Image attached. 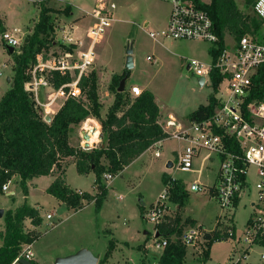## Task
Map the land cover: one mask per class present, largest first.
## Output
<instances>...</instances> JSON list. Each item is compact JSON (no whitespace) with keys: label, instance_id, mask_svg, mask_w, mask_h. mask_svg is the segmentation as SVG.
<instances>
[{"label":"rangeland","instance_id":"obj_1","mask_svg":"<svg viewBox=\"0 0 264 264\" xmlns=\"http://www.w3.org/2000/svg\"><path fill=\"white\" fill-rule=\"evenodd\" d=\"M77 6H83L89 10L85 11L86 17L81 20L79 33L84 34L81 44L68 42L60 33L61 28L65 29L69 25V13L67 14V2ZM99 0H49L47 6L53 9L52 19L55 26V46L50 47L49 51L42 52L41 57L47 56L50 61H55L66 51L64 47H69L76 57L86 50L87 43L90 42L89 29L95 24V20L90 16ZM106 3L114 4V22L106 31L101 42L96 47V60L88 74L95 72L98 79L99 99L104 101L105 112L115 102V93L111 90L113 75L111 72L122 73L129 72L127 88L132 85L140 87L142 90H148L154 94L157 102L165 114H172L179 121L188 124L189 115L200 106H206L209 98L216 92L213 89L211 78L202 84L197 76L189 70L188 66L192 60L200 61L204 64H212L210 48L211 43L204 41H175L161 35L168 26L169 13L171 5L163 0H103ZM206 5H211L212 0H203ZM240 12L250 18L255 17L251 4L248 0H234ZM0 14L6 25V31L21 30L20 37L23 40L20 49L16 53H21L25 40L33 34V28L39 20L41 3L32 0H6L0 1ZM70 12V11H69ZM78 15L77 12H75ZM93 22V24H91ZM145 23L149 26L144 28ZM150 33H159L157 38H152ZM79 39L78 37H72ZM235 37L228 32L225 33V42L229 47L235 44ZM72 45V46H71ZM132 49L134 67L126 68L127 51ZM8 65V70L4 68ZM15 59L6 49L4 42L0 39V96H4L7 90L13 86L15 72ZM10 75V86L7 82V76ZM38 75L44 83L49 85L38 86V99L42 102L50 100L56 96L55 90L50 84H54L55 72L51 68H42L38 70ZM75 80V74H72ZM68 90L75 91L78 98L86 100V96L76 90L73 85ZM26 90L36 94L30 86L26 84ZM133 97L130 90H125ZM3 94V95H2ZM58 95V94H57ZM1 98V97H0ZM69 98L68 92L59 95L56 99L66 102ZM112 99L109 102V99ZM100 101V103H101ZM61 103V102H60ZM109 104V105H108ZM40 108V106H39ZM41 107L38 111L45 116L51 113L52 118L57 114L56 111H45ZM50 116V117H51ZM46 117V116H45ZM166 118V117H163ZM94 119V118H93ZM161 121V123L165 122ZM100 124L98 140L90 145L88 150H84L85 140L81 135L80 124L73 125L69 134L70 146L74 149L91 151L103 145L102 125ZM87 127V126H85ZM92 128V127H91ZM91 130V129H90ZM85 131H89L85 130ZM101 136V137H100ZM161 146L162 157L156 158L155 149H149L144 157L126 168L112 182L104 178V183L108 187V195L102 208L97 210L95 205H90L85 209L73 211L59 202L55 197L43 191L40 187L33 191L32 195L25 199V195L20 187V181L13 180L9 193L1 195L5 203H0V211L3 210V216L0 215V247L3 246L2 239L6 236V218L11 213L14 215L18 207L28 205L39 208L41 224L35 226L30 219L22 224L24 234H38L39 239L32 245L34 253L33 261L38 264H55L58 258L73 255L84 248L89 250L97 257L101 254L99 264L105 261V254L108 251L110 240L121 247L112 259V264H142V251L138 248L146 247L149 250L154 263V255L163 253L164 249H157L155 237L153 236L154 226L147 221L146 214L162 193L167 190L165 178L178 181L186 190L188 189L187 207L191 214L200 224H204L210 234L217 233L219 228H225L230 221L229 215L234 214V224L236 226L238 238H243L247 221L253 215L251 204L256 199V178L255 169H251L249 180L250 188L242 197L238 206L232 210H224L219 206L215 198H210L204 193L191 192L192 184H201L213 186L216 183L217 173L220 167L218 158L212 156L208 151H203L195 160L191 171H182L176 167L167 168L168 162L176 163V152L184 150L188 145L184 141L174 138L165 139L159 145ZM211 157H213L211 159ZM76 161V159H73ZM71 160V161H73ZM70 161V162H71ZM103 164L107 161L103 159ZM176 166V165H175ZM108 174V173H106ZM70 179L73 182L77 175L76 168L70 171ZM85 188L89 184L85 183ZM16 191V195L11 194ZM14 195V196H13ZM123 197V201L119 197ZM171 191L167 203L172 210L169 215L175 216L176 208L170 204ZM145 204V207H143ZM144 213V214H143ZM221 214V215H220ZM51 215V219H48ZM221 216L218 219V216ZM222 218V219H221ZM174 220V218H172ZM169 221V220H168ZM220 221V223H219ZM171 222V221H169ZM183 227V226H182ZM179 224L178 229H182ZM212 230H214L212 232ZM150 231L149 235L145 232ZM205 231V230H203ZM206 232V231H205ZM206 232V233H208ZM2 235V236H1ZM177 234H173L172 241L176 240ZM129 244V247L126 246ZM206 241L198 240L195 244L199 247L188 248L190 256L184 264H264L261 255L264 253V247L253 245L249 249L246 259L237 261L242 257L247 246L241 240L235 243L232 240L216 242L213 244L212 259L203 261V251ZM28 244L21 246L19 257L22 255ZM202 250V252L200 250ZM194 255L200 254L201 260H193ZM158 257V256H157ZM200 257H198L200 259ZM104 258V259H103ZM17 261V260H16Z\"/></svg>","mask_w":264,"mask_h":264},{"label":"trees","instance_id":"obj_2","mask_svg":"<svg viewBox=\"0 0 264 264\" xmlns=\"http://www.w3.org/2000/svg\"><path fill=\"white\" fill-rule=\"evenodd\" d=\"M48 1L44 0L41 3L39 21L34 26L33 34L25 40L21 53L18 54L15 50L11 54L7 50L14 56L16 75L13 86L0 100V195L4 194L3 186L14 177L20 178V187L24 195L28 196V181L44 176H56V180L47 189L48 194L70 210H82L92 202H95L97 210H100L108 195L103 175L106 173L118 175L151 146L166 139L167 135L160 125V108L153 93L144 91L140 97L132 100L125 91H118L121 81L129 78L127 71L122 75L113 76L111 90L116 98L105 118L101 114L102 104L98 94L97 75L93 72L83 75L79 82V88L86 96V100L68 98L52 121L50 123L45 121L44 115L35 107L33 93L26 90V84L32 81L31 69L38 63V55L43 51L48 52L50 47L55 46L53 9L47 6ZM248 3L251 4V1L248 0ZM200 5L212 16L220 38L217 48L211 47L209 51L213 64L225 49V33L228 32L235 39H239L243 35L253 34L254 29L260 27L257 18H250L240 12L234 0H212L211 5ZM5 31L6 27L0 18V36ZM71 48L64 47L66 51L72 50ZM210 78L216 92L222 76L218 70L213 69ZM71 82L72 78L69 75L61 76L55 73L54 84L57 88ZM255 82L256 97L263 99L264 69ZM217 105V99L213 94L208 105L200 106L189 115L188 122H201L210 118ZM89 118L100 121L103 145L91 151L72 148L69 143L72 126L81 124ZM70 158L76 159L80 175L91 172L95 174V185L98 190L95 196L87 192H76L68 185L66 170ZM103 159L107 164H103ZM165 184L171 185L170 200L177 204L179 209L183 208L189 196L185 188L178 181L169 178H165ZM27 219L35 226L41 224L39 211L26 204L19 207L14 215L10 213L7 216V234L2 239L3 246L0 247V264H14L20 255L21 246L33 245L39 239V233H23L22 224ZM159 228L160 233L165 234L169 241L159 264H184L187 246L181 240L183 231L181 228L178 229V220L163 224ZM228 228L226 226L225 230ZM175 233L177 238L172 241L171 237ZM211 235L212 239L206 241L207 249L202 253L203 261L209 259V251L214 243L227 241L229 237L228 233L221 235L218 231ZM114 249L115 245L110 241L105 261L100 264H105Z\"/></svg>","mask_w":264,"mask_h":264},{"label":"built area","instance_id":"obj_3","mask_svg":"<svg viewBox=\"0 0 264 264\" xmlns=\"http://www.w3.org/2000/svg\"><path fill=\"white\" fill-rule=\"evenodd\" d=\"M32 1L43 2V0ZM163 1L171 5V11L166 31L162 32L161 35L175 41L200 40L209 42L217 48L220 38L212 16L200 5H206L203 0ZM249 1H251L254 16L260 22V27L254 29L253 34H246L236 39L232 47H229L225 42V49L215 64L208 65L192 60L188 66L189 70L197 77H203L205 83L207 78L211 76L213 69L218 70L222 76L215 96L218 105L213 115L204 121L188 124L179 121L174 116H169L164 123L160 122L163 132L167 135L166 139L174 138L184 141L188 145L184 150L176 152L177 162H173V167L186 172L191 171L194 160L203 151H208L212 156L218 158L220 167L216 183L211 187L195 183L190 186L189 190L214 197L224 210L230 211L238 206L251 186L249 180L251 169H255L256 199L251 204L253 215L246 223L243 238L237 236L234 214L229 215L231 216L230 221L225 225V227H229L228 230L222 227L218 229L221 235L229 234L228 240L235 243L242 240L247 246L242 257L237 261H242V258L246 259L249 249L253 245L264 247V98L256 97L257 83L255 82L261 70L264 69V0ZM115 9L114 4L109 5L105 1L99 0V4L91 14L95 19V24L90 27L88 32L91 38L90 42L87 43L86 50L82 51L79 56L76 57L71 51H65L60 58L50 61L49 58L38 55V63L31 69L32 81L27 84L36 94L34 97L37 110L46 107L44 102L38 99V86L49 85L47 82L44 83L37 73L38 70L42 71V68H51L53 72H57L61 76L69 75L72 78L71 83L58 88L55 84H50V87L55 90L56 96L46 100L48 103L54 102L59 95L61 96L65 92H68L69 98H78L75 91L67 88L73 85L80 92V79L83 75L88 74L89 68L95 63L96 47L106 31L112 26ZM62 32L65 33L64 30ZM20 34L21 32L18 30L5 31L1 34L0 39L6 47L10 46L18 50L23 42ZM158 35L159 33H150L154 39ZM65 39L70 43L82 45L80 39L74 40L67 34ZM72 74H75V80H73ZM143 92L138 86H133L130 90L131 95L136 98L140 97ZM164 140L150 147V149H155L156 158L162 156L159 145ZM86 144L85 141L84 150L89 149ZM104 178L111 181L114 176L105 174ZM11 184L12 180H9L3 186L4 193H9ZM170 188L171 185H168L167 190L161 194L146 214L147 221L154 226L153 236L157 243V249H165L169 243L165 234L160 233L159 227L169 223L167 217L170 207L167 199ZM48 218L51 219V215ZM206 234L202 229L192 227L183 233L181 240L189 247L195 245L198 240L206 241ZM261 257L264 260V253ZM20 259L33 261L32 245L26 247L17 261Z\"/></svg>","mask_w":264,"mask_h":264},{"label":"crops","instance_id":"obj_4","mask_svg":"<svg viewBox=\"0 0 264 264\" xmlns=\"http://www.w3.org/2000/svg\"><path fill=\"white\" fill-rule=\"evenodd\" d=\"M2 1H6V0H2ZM12 1V0H11ZM44 1V0H43ZM65 2H67V1H65ZM68 4H69V6H70V8H69V17H67V19L69 20V25L68 26H66L65 27V29L62 27L61 28V30H60V33L64 36V38H65V36H66V34L69 36V37H80L79 39L81 40V39H83V35L84 34H80L79 33V24L81 23V20L82 19H84V17H86V15H85V11H87V10H89L88 8H86V7H83V6H77V5H74V4H72V3H70V2H67ZM1 4V3H0ZM99 4V1H98V3H97V5ZM96 5V6H97ZM96 8V7H95ZM94 8V9H95ZM94 9H92V12H93V10ZM171 11V10H170ZM75 12H77L78 13V15H76L75 14ZM92 14V13H91ZM91 17H92V15H90ZM169 16H170V13H169ZM0 18H1V14H0ZM93 18V17H92ZM2 19V18H1ZM3 20V19H2ZM93 20H95L94 18H93ZM39 21V20H38ZM3 22H4V20H3ZM168 22H169V19H168ZM91 24H93V22L91 23ZM4 25H5V22H4ZM36 25V24H35ZM147 26H149V23H145V25H144V28H146ZM5 27H6V25H5ZM7 28V27H6ZM34 29V28H33ZM65 31V33H63L62 31ZM9 31V30H8ZM13 31H15V30H13ZM18 31H20L21 32V30H19L18 29ZM22 33V32H21ZM75 40V39H74ZM77 40V39H76ZM4 68L5 69H7L8 70V65H5L4 66ZM125 72V71H124ZM124 72H122V73H115V72H111L110 74L111 75H122ZM2 73V72H1ZM3 74V73H2ZM6 76H7V82H8V85L7 86H10L9 85V83H10V75H8V73L6 72ZM127 81H128V79L126 80V84H127ZM136 84H134V85H132L131 87H133V86H135ZM125 90H131V88H127V85H126V88H125ZM8 91V90H7ZM143 91H148V90H145V88H144V90ZM3 95V94H2ZM5 95V94H4ZM1 98H0V100L2 99V97L3 96H0ZM156 99V98H155ZM111 98L109 99V102H111ZM100 101H101V99H100ZM42 102H44V104L46 105V107H45V111H56V112H58L61 108H62V106L64 105V101H61V100H58L57 102H56V100L54 101V102H47L46 100L45 101H42ZM61 102V103H60ZM156 102H157V100H156ZM101 104L103 105L104 104V101H101ZM157 104H158V106H159V108H160V113H161V121H164L163 119H165V121L168 119V117L169 116H173L172 114H165L164 112H163V110H162V108H161V106L159 105V103L157 102ZM109 105V104H108ZM106 107L105 106H102V109H105ZM198 109V108H197ZM196 109V110H197ZM51 113H47L46 114V116H51L50 115ZM106 115H107V111L105 112L104 110L102 111V117L103 118H105L106 117ZM163 117H166V118H163ZM175 117V116H174ZM51 119H52V116H51ZM160 121V122H161ZM188 122V121H187ZM85 126H87V127H85ZM80 127H81V135L82 136H84V134L87 132V131H85V130H88L89 129V131H90V129L93 131L92 132V134H91V139H90V145H92V143H94V142H96L97 140H98V137H99V127H100V124H99V122H98V120L97 119H93V118H89V119H87L86 121H84V122H82L81 124H80ZM92 127V128H91ZM88 131V132H89ZM98 131V132H97ZM101 137V136H100ZM93 146V145H92ZM102 146V145H101ZM150 149V148H149ZM148 149V150H149ZM147 150V151H148ZM147 151L146 152H144L140 157H138L136 160H134L128 167H126V168H129V167H131V166H133L134 164H136L137 162H139L143 157H144V155L147 153ZM162 157V156H161ZM74 158H70L68 161H69V164H68V167H67V170H66V178H67V183H68V185L71 187V189H73L74 191H76V192H80V193H82V192H87V193H90L91 195H93V196H95L97 193H98V190H97V188H96V185H95V182H96V176H95V174L93 173V172H91L90 174H87V175H80L79 173H78V171H77V166H76V161L75 160H73ZM71 160H73V161H71ZM71 161V162H70ZM171 162V161H170ZM169 163V162H168ZM173 163V162H172ZM168 165V164H167ZM74 168H76V171H77V175H75V178L73 179V182H72V180L70 179V175H69V173H70V171L71 170H73ZM125 168V169H126ZM168 168V167H167ZM173 168V167H172ZM124 169V170H125ZM168 169H171V168H168ZM123 170V171H124ZM122 171V172H123ZM121 172V173H122ZM121 173H119L118 175H116V176H114V178H113V180L115 179V178H117ZM13 180H16V181H20V178L19 177H14L13 179H12V184H13ZM56 180V176H44V177H39V178H34L33 180H30V181H28V188H29V195L28 196H25L24 198L25 199H28L31 195H32V193H33V191L34 190H36V189H39L40 187L42 188V190L43 191H46L47 192V189L52 185V183L54 182ZM112 180V181H113ZM112 181H110V182H112ZM85 183H88L89 184V188H85L84 187V185H85ZM12 184H11V186H12ZM11 186H10V188H9V190L11 189ZM185 191L188 193V189L186 190L185 189ZM8 194V193H7ZM11 194H14V195H16V191H11ZM13 195V196H14ZM2 196L0 195V198H1ZM210 198H214V197H212V196H209ZM106 199H107V197H106ZM106 199H105V201H106ZM119 199L121 200V201H123V197H119ZM104 201V202H105ZM5 203L4 202V200L2 199L1 201H0V203ZM60 202V201H59ZM63 204V203H62ZM170 204L171 205H173V206H175V208H176V214H175V216H172V211L170 212V214H171V216L170 215H168V217H167V220H169V221H173L172 220V218H174V221L175 220H178V224L183 228V230L185 229V231H184V233L185 232H187L190 228H192V227H195V228H200V229H202V230H205L206 232H208L206 229H203V227H204V224H200L199 222H198V220L195 218V217H193L192 216V214H191V210L190 209H188V207H187V203H186V205L183 207V208H181V209H179V206L177 205V204H175L174 202H172L171 200H170ZM90 205H95V202H92V203H90V204H87L86 205V207H84L83 209H85V208H87L88 206H90ZM152 206V205H151ZM220 206V205H219ZM143 207H145V204H143ZM19 208V207H18ZM34 208V207H33ZM35 209H37L38 211H39V208H35ZM170 210H172V207H170ZM74 211V210H73ZM80 211V210H79ZM39 213H40V211H39ZM221 215V214H220ZM218 216V219L221 217V216ZM49 216V215H48ZM52 218V217H51ZM49 219V218H48ZM222 219V218H221ZM214 230H212V232H213ZM149 232L150 231H146L145 232V234L146 235H149ZM210 232V231H209ZM208 232V233H209ZM113 239H111L110 241H112ZM114 241V240H113ZM227 241H229V240H227ZM115 243H116V247H115V249H114V251L112 252V254H111V256L106 260V262H105V264H112V261H109L110 259H112L113 258V256L115 255V253L116 252H118V251H120L121 250V247H119L118 245H117V241L115 240ZM126 246H128L129 247V244H127ZM190 247H193V246H190ZM197 247H199V246H197V245H195V247H193L194 249H197ZM204 247L206 248V244L204 245ZM188 248L189 247H187V254H186V257H185V260L184 261H186L187 260V257L188 256H190V254H189V251H188ZM84 249H87V248H84ZM139 250H141L143 253H142V261H140L142 264H151V262H149V261H152V259H153V257H151L150 255H152L151 253H149V250L144 246V247H142V248H138ZM207 249V248H206ZM88 250H89V248H88ZM198 250H200V249H198ZM201 252H202V250H200ZM212 251H213V247L210 249V251H209V259L207 260V261H209V260H211L212 259V257H213V255H212ZM107 253V252H106ZM161 255H162V253H160V254H158V255H154V258H156L154 261V263H152V264H159V261H160V258H161ZM193 255H194V253H193ZM105 256H106V254H105ZM104 256V257H105ZM158 256V257H157ZM98 259H99V262H100V259H102V257H101V254H99L98 256ZM198 257H200V254H196V255H194L193 256V260L194 261H196V260H201V257H200V259L198 258ZM104 259V258H103ZM14 264H20L18 261H16V262H14Z\"/></svg>","mask_w":264,"mask_h":264},{"label":"water","instance_id":"obj_5","mask_svg":"<svg viewBox=\"0 0 264 264\" xmlns=\"http://www.w3.org/2000/svg\"><path fill=\"white\" fill-rule=\"evenodd\" d=\"M6 49L9 51V53L13 54L15 52V48L14 47H10L7 46ZM132 49H129L127 51V62H126V68L127 69H132L134 67V60L132 57ZM200 82L202 84L205 83V79L203 77H197ZM126 80L127 78H124L121 83L120 86L118 88L119 92H124L125 88H126ZM45 121L47 123H50L52 121L50 116H46L45 117ZM92 130H90L89 132H86L83 136V139L87 142L86 146L90 147V139H91V134H92ZM168 168H172L173 167V163L169 162L167 165ZM4 211L1 210L0 211V215L3 216ZM212 239V235L210 233H207L205 236V240L206 241H210ZM20 264H34L32 261L26 260V259H20L18 261ZM55 264H99V259L98 257H96L90 250L88 249H81L80 251H78L77 253L67 256V257H62V258H58L55 262Z\"/></svg>","mask_w":264,"mask_h":264},{"label":"bare ground","instance_id":"obj_6","mask_svg":"<svg viewBox=\"0 0 264 264\" xmlns=\"http://www.w3.org/2000/svg\"><path fill=\"white\" fill-rule=\"evenodd\" d=\"M98 132V131H97ZM91 142V141H90Z\"/></svg>","mask_w":264,"mask_h":264}]
</instances>
